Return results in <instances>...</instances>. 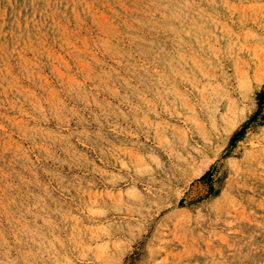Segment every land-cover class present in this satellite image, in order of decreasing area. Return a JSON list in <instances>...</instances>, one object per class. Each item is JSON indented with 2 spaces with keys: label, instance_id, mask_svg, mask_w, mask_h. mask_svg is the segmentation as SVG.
<instances>
[{
  "label": "rangeland",
  "instance_id": "rangeland-1",
  "mask_svg": "<svg viewBox=\"0 0 264 264\" xmlns=\"http://www.w3.org/2000/svg\"><path fill=\"white\" fill-rule=\"evenodd\" d=\"M0 264H264V0H0Z\"/></svg>",
  "mask_w": 264,
  "mask_h": 264
}]
</instances>
